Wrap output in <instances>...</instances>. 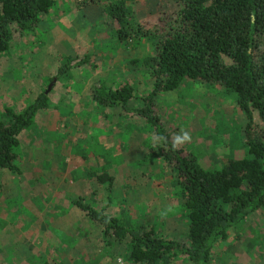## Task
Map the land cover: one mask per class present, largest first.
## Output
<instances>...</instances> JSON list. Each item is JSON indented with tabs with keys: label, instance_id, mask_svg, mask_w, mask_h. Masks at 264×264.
<instances>
[{
	"label": "rangeland",
	"instance_id": "rangeland-1",
	"mask_svg": "<svg viewBox=\"0 0 264 264\" xmlns=\"http://www.w3.org/2000/svg\"><path fill=\"white\" fill-rule=\"evenodd\" d=\"M110 1L52 0L35 27L14 32L0 54V121L7 120L6 110L20 111L50 83L47 107L15 147L21 173L0 169V264H135L123 258L126 239L102 237L100 226L72 204L77 196L137 230L153 227L169 238L185 232L174 171L163 158L165 147L154 143L152 126L117 107L95 105L88 93L94 81L111 87L127 82L143 96L151 82L130 61L151 53V31H138L129 44L115 43L113 22L103 10ZM125 1L133 7L128 23L135 28H152L156 16L176 9L171 0ZM88 52L90 65L55 77L65 57ZM155 103L171 140L181 129L191 133L180 150L202 167L224 161L231 149L242 152L233 143L243 135L245 118L218 84L185 80L158 93ZM100 173L113 178L108 191L96 178ZM210 260L264 264V207L216 241ZM168 263L192 264L183 256Z\"/></svg>",
	"mask_w": 264,
	"mask_h": 264
},
{
	"label": "trees",
	"instance_id": "trees-1",
	"mask_svg": "<svg viewBox=\"0 0 264 264\" xmlns=\"http://www.w3.org/2000/svg\"><path fill=\"white\" fill-rule=\"evenodd\" d=\"M78 5L98 0H75ZM173 15L162 13L152 28L128 23L133 7L125 0H111L103 9L113 22L115 43L129 44L138 31L152 35L153 49L140 59H132L151 82L146 93L137 95L132 84L111 87L94 81L88 93L95 105L117 107L129 116H139L151 125L153 137L166 138L164 160L174 171L176 197L185 222L181 237L159 235L153 227L137 230L103 209L93 208L77 196L72 204L85 212L101 229L102 237L126 239L123 258L135 264H169L171 257L183 256L192 264H211L216 241L227 231L240 228L256 210L264 207V0H171ZM52 0H0V54L9 47L14 32L32 30ZM132 26V27H131ZM229 62H225L224 59ZM93 53L73 59L65 57L56 69L61 77L71 68L92 63ZM185 80L218 84L232 98L245 121L242 152L231 149L224 161L202 167L194 156L173 150L169 131L161 124L155 97L176 89ZM47 107V95L39 92L20 111L0 121V169L20 174L19 136L30 128L35 115ZM231 144V143H230ZM109 190L113 178L96 175ZM107 181H109L107 183ZM108 200V199H107Z\"/></svg>",
	"mask_w": 264,
	"mask_h": 264
},
{
	"label": "clouds",
	"instance_id": "clouds-1",
	"mask_svg": "<svg viewBox=\"0 0 264 264\" xmlns=\"http://www.w3.org/2000/svg\"><path fill=\"white\" fill-rule=\"evenodd\" d=\"M192 140L191 133L187 130L181 129L178 134H174L171 140V147L173 150H179L182 148L186 143H190ZM161 141L167 143V140L163 136L157 135L154 139L155 144H159Z\"/></svg>",
	"mask_w": 264,
	"mask_h": 264
},
{
	"label": "water",
	"instance_id": "water-1",
	"mask_svg": "<svg viewBox=\"0 0 264 264\" xmlns=\"http://www.w3.org/2000/svg\"><path fill=\"white\" fill-rule=\"evenodd\" d=\"M49 86H50V83H49V85L47 86V88L45 89L44 93L47 92V90L49 89Z\"/></svg>",
	"mask_w": 264,
	"mask_h": 264
}]
</instances>
